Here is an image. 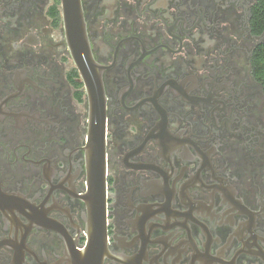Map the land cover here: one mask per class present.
Instances as JSON below:
<instances>
[{
  "label": "flooded vegetation",
  "instance_id": "obj_1",
  "mask_svg": "<svg viewBox=\"0 0 264 264\" xmlns=\"http://www.w3.org/2000/svg\"><path fill=\"white\" fill-rule=\"evenodd\" d=\"M262 1L0 0V264H264Z\"/></svg>",
  "mask_w": 264,
  "mask_h": 264
},
{
  "label": "water",
  "instance_id": "obj_2",
  "mask_svg": "<svg viewBox=\"0 0 264 264\" xmlns=\"http://www.w3.org/2000/svg\"><path fill=\"white\" fill-rule=\"evenodd\" d=\"M63 12L68 34V44L76 64L84 76L89 64L95 66L92 58L82 11L81 0H63ZM89 92L92 89L89 88ZM104 246L100 236L93 234L82 260L86 264H103Z\"/></svg>",
  "mask_w": 264,
  "mask_h": 264
},
{
  "label": "trees",
  "instance_id": "obj_3",
  "mask_svg": "<svg viewBox=\"0 0 264 264\" xmlns=\"http://www.w3.org/2000/svg\"><path fill=\"white\" fill-rule=\"evenodd\" d=\"M255 23L260 31L264 29V1H262L261 5L258 7V12L256 13L255 17ZM256 74L258 80L264 85V46L260 47L257 50Z\"/></svg>",
  "mask_w": 264,
  "mask_h": 264
}]
</instances>
